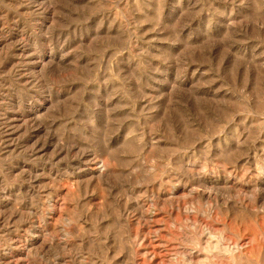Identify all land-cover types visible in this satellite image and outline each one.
Here are the masks:
<instances>
[{"label": "rangeland", "instance_id": "obj_1", "mask_svg": "<svg viewBox=\"0 0 264 264\" xmlns=\"http://www.w3.org/2000/svg\"><path fill=\"white\" fill-rule=\"evenodd\" d=\"M0 264H264V0H0Z\"/></svg>", "mask_w": 264, "mask_h": 264}, {"label": "bare ground", "instance_id": "obj_2", "mask_svg": "<svg viewBox=\"0 0 264 264\" xmlns=\"http://www.w3.org/2000/svg\"><path fill=\"white\" fill-rule=\"evenodd\" d=\"M103 168H105L104 167V165H103ZM219 249L220 251H223V253H232V252H234L235 251V249H240V246L239 245H237V244H235L234 246H230V245H228V246H222V243L221 242H219L218 244H217V246H216V249ZM218 250V251H219ZM222 253V252H221Z\"/></svg>", "mask_w": 264, "mask_h": 264}]
</instances>
